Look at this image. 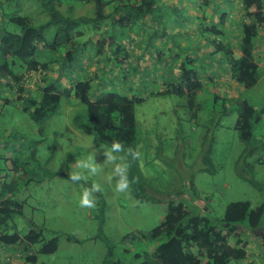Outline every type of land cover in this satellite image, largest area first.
Here are the masks:
<instances>
[{
    "label": "trees",
    "instance_id": "obj_1",
    "mask_svg": "<svg viewBox=\"0 0 264 264\" xmlns=\"http://www.w3.org/2000/svg\"><path fill=\"white\" fill-rule=\"evenodd\" d=\"M28 5H35L36 16L27 11ZM166 21L177 22L180 29L191 27L199 43L204 40L202 34L208 33L212 50L231 60L228 79L246 89L256 85L259 63L264 61V0H0V264H35L37 254L48 255L57 249V237L45 240L40 226L28 221L18 227L15 219L24 206L18 197L20 186L57 174L47 168L51 157L42 163L38 156L42 138L32 137L27 130L44 135V127L64 98L85 108L73 118L76 129L95 135L109 147L121 145L132 195L142 201L156 200L145 194L136 150L134 106L144 98L116 90L98 91L102 74L95 67H111L114 73L122 69L125 79H135L134 74L144 71L145 55L156 60L164 55V38L176 45V39L166 32ZM157 39L163 40L162 46H155ZM90 42L100 55L91 57L89 67L94 66L95 72L76 79L73 65L80 67L78 59ZM185 57L172 79L163 81L166 89L162 92L186 96L193 108L202 73L194 66L187 68L186 63L194 65L195 58ZM93 79L97 80L95 92ZM259 124L264 131V106L258 112L241 101L234 128L244 143L243 152L264 150V133L262 138L254 134ZM204 159L211 165L209 152ZM240 176L264 192V183L252 175ZM252 236L264 247V201H233L221 216L214 217L187 199H172L152 230L121 238L117 244H123L121 258L111 257L114 246L108 244L102 264L245 262L252 250ZM20 242H25L21 248L17 246ZM38 243L37 253L32 252L31 246Z\"/></svg>",
    "mask_w": 264,
    "mask_h": 264
},
{
    "label": "rangeland",
    "instance_id": "obj_2",
    "mask_svg": "<svg viewBox=\"0 0 264 264\" xmlns=\"http://www.w3.org/2000/svg\"><path fill=\"white\" fill-rule=\"evenodd\" d=\"M229 6L231 8V4ZM207 10L208 15L210 8ZM27 11L36 16L35 5H28ZM189 12L192 13L193 8ZM165 25L166 32L176 39V45L164 38V55L160 60L149 53L145 55L144 71L134 74L135 79L130 76L125 79L122 69L113 70L118 71L114 73L110 72L111 67H95L96 73L102 74L98 91L116 90L144 98L134 106L138 132L136 150L145 194L156 200L135 198L130 186L124 192L116 190L120 180L116 167L124 169L127 176L124 155L99 142L95 135L76 129L73 118L78 112L84 113L85 108L73 99L64 98L60 109L44 127V135L26 128L32 137L42 138L38 156L42 163L51 157L47 168L57 173L41 182L23 184L19 190L18 197L24 201V206L21 216L15 219L18 227L31 221L42 228L45 240L57 237L56 251L37 254L35 264H102L108 244L114 246L111 257L121 258L123 244L117 245L121 238L152 230L166 214L168 200L187 199L193 207L214 217L221 216L233 201L253 204L264 201V192L240 176L252 175L264 183V150L243 152L244 143L234 128L241 101L258 112L264 106V61L259 63L256 85L242 88L228 79L231 60L212 50L207 41L208 33L202 34L204 40L199 43L200 37L193 35L191 27L186 30L182 25L180 29L177 22L171 21H166ZM180 32H184L183 35L179 36ZM95 40L91 42L95 44ZM163 40H155V46H162ZM91 42L78 59L80 67L73 65L72 72L78 74L76 79L95 72L94 66L89 67L91 57L100 55ZM185 56L195 58L194 65L186 63L187 68L194 66L202 73L193 108H189L186 96L162 92L166 89L163 81L172 79L170 76L176 74V66ZM96 81L92 80L93 92ZM158 91L162 93L157 94ZM263 133L262 125H256L255 137L262 138ZM206 152H209L211 165L205 162ZM92 168L96 171L92 172ZM74 175H80L81 179L73 180ZM94 184L100 188L91 192L95 206L82 207V193L91 190ZM249 239L252 250L246 261L228 264H250L249 261L264 264L261 241L253 236ZM24 245L25 242H20L17 246ZM39 247L40 243L34 244L31 251L37 253Z\"/></svg>",
    "mask_w": 264,
    "mask_h": 264
},
{
    "label": "clouds",
    "instance_id": "obj_3",
    "mask_svg": "<svg viewBox=\"0 0 264 264\" xmlns=\"http://www.w3.org/2000/svg\"><path fill=\"white\" fill-rule=\"evenodd\" d=\"M112 149L114 151H120L121 145L119 143H114L112 145ZM91 171L95 172L96 170H95V168H92ZM115 171L120 176L119 183L116 185V190L118 192H124L129 187V181H128V178L125 174V170L122 169L120 166H117ZM72 179L73 180H80L81 176L80 175H74V176H72ZM99 190H100L99 185H95V184L92 186L91 190L86 189L82 193V196H81V200H80L81 206L86 207V208L94 207L95 206V200L91 197V192L92 191H99Z\"/></svg>",
    "mask_w": 264,
    "mask_h": 264
}]
</instances>
